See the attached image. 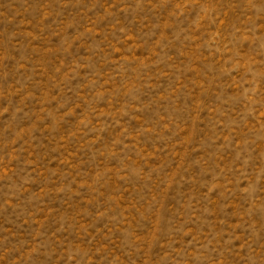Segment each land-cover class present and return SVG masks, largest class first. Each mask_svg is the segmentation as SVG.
Segmentation results:
<instances>
[{"label": "rangeland", "instance_id": "374dc122", "mask_svg": "<svg viewBox=\"0 0 264 264\" xmlns=\"http://www.w3.org/2000/svg\"><path fill=\"white\" fill-rule=\"evenodd\" d=\"M0 264H264V0H0Z\"/></svg>", "mask_w": 264, "mask_h": 264}]
</instances>
